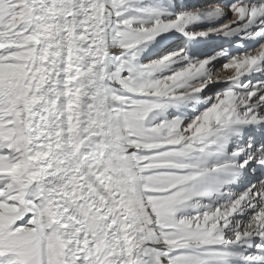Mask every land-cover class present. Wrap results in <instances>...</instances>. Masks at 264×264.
I'll return each instance as SVG.
<instances>
[{"label":"snow or ice","instance_id":"1","mask_svg":"<svg viewBox=\"0 0 264 264\" xmlns=\"http://www.w3.org/2000/svg\"><path fill=\"white\" fill-rule=\"evenodd\" d=\"M0 264H264V0H0Z\"/></svg>","mask_w":264,"mask_h":264},{"label":"bare ground","instance_id":"2","mask_svg":"<svg viewBox=\"0 0 264 264\" xmlns=\"http://www.w3.org/2000/svg\"><path fill=\"white\" fill-rule=\"evenodd\" d=\"M195 0H188L189 3H192ZM205 1H203L202 3L197 4V2L195 1L194 4L200 5L203 4ZM227 45V49H230L231 51H233L234 53L239 51V49L236 47L235 44L231 43V42H226L223 38H217L214 37L213 40L209 43H205V44H201L200 46H198V48L196 49V52L198 55L200 56H206V55H214L217 51H219L222 47L224 48V46ZM251 47H258V45H251ZM224 61L221 60L218 64H217V68H219L221 66V64H223ZM232 71H223L221 73L222 76H227V75H231ZM226 85L223 83H218L213 85V87L211 88V90L208 92L209 95L214 94L215 92L223 89Z\"/></svg>","mask_w":264,"mask_h":264},{"label":"rangeland","instance_id":"3","mask_svg":"<svg viewBox=\"0 0 264 264\" xmlns=\"http://www.w3.org/2000/svg\"><path fill=\"white\" fill-rule=\"evenodd\" d=\"M195 1L197 2V4L202 3L203 1H205L204 3L208 2V0H195ZM195 1H193L192 4H194ZM224 48H227V45L224 46Z\"/></svg>","mask_w":264,"mask_h":264}]
</instances>
